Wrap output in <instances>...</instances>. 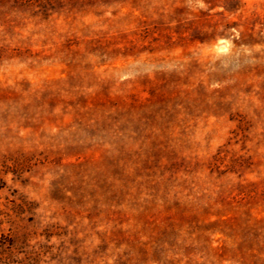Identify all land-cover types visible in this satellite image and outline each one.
I'll use <instances>...</instances> for the list:
<instances>
[{
	"label": "rangeland",
	"instance_id": "374dc122",
	"mask_svg": "<svg viewBox=\"0 0 264 264\" xmlns=\"http://www.w3.org/2000/svg\"><path fill=\"white\" fill-rule=\"evenodd\" d=\"M0 264H264V0H0Z\"/></svg>",
	"mask_w": 264,
	"mask_h": 264
}]
</instances>
